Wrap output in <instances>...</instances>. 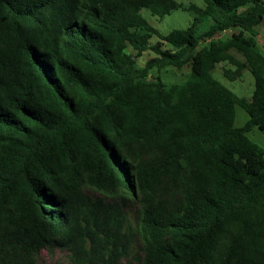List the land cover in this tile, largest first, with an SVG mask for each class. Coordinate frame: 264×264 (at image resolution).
<instances>
[{
  "label": "trees",
  "instance_id": "trees-1",
  "mask_svg": "<svg viewBox=\"0 0 264 264\" xmlns=\"http://www.w3.org/2000/svg\"><path fill=\"white\" fill-rule=\"evenodd\" d=\"M203 1L0 0V264H264V1Z\"/></svg>",
  "mask_w": 264,
  "mask_h": 264
},
{
  "label": "rangeland",
  "instance_id": "rangeland-1",
  "mask_svg": "<svg viewBox=\"0 0 264 264\" xmlns=\"http://www.w3.org/2000/svg\"><path fill=\"white\" fill-rule=\"evenodd\" d=\"M177 1L184 3V6L172 10L169 14L165 15L164 17L149 16V20L151 21V23L163 34H167L171 30L176 28H187L193 23L195 15L193 12L189 11L186 8V6L189 5L190 3H194L200 7H204L203 0H177ZM260 32L263 34L260 37L262 39L260 44L262 45V47H264V28ZM156 41H157L156 36L151 38L152 43H155ZM233 53L237 55L240 59H244L241 54H237V52L235 51ZM153 55L154 54L151 51H147L144 52L142 56L138 57L137 60L141 65H143L145 64L147 59ZM223 67H229V65L218 64L216 68L213 70L214 76L239 96H245L247 99H250L255 87L254 77L251 74V72L249 70H245L243 71V74L240 78L236 80H229L223 74ZM155 74H159L162 77V79L167 83H179V82H184L188 79L190 75V68L186 66L183 69L178 70L173 67H167L165 69H162L160 73H158L157 70H155ZM249 117L250 116L248 112L243 107L239 105L236 106L235 126L241 127L245 125ZM248 135L253 141H255L261 147L264 148L263 130H261L258 127H254L248 133Z\"/></svg>",
  "mask_w": 264,
  "mask_h": 264
},
{
  "label": "built area",
  "instance_id": "built-area-1",
  "mask_svg": "<svg viewBox=\"0 0 264 264\" xmlns=\"http://www.w3.org/2000/svg\"><path fill=\"white\" fill-rule=\"evenodd\" d=\"M261 28H264V15H263V22H262Z\"/></svg>",
  "mask_w": 264,
  "mask_h": 264
},
{
  "label": "crops",
  "instance_id": "crops-1",
  "mask_svg": "<svg viewBox=\"0 0 264 264\" xmlns=\"http://www.w3.org/2000/svg\"><path fill=\"white\" fill-rule=\"evenodd\" d=\"M262 29H263V28H261V30H262ZM262 35H263V34L261 33L260 36H259V38H260ZM261 40H262V39L260 38L259 41L261 42Z\"/></svg>",
  "mask_w": 264,
  "mask_h": 264
}]
</instances>
